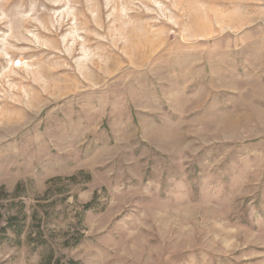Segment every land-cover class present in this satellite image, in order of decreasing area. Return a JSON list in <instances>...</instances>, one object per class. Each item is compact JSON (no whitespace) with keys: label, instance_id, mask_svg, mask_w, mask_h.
<instances>
[{"label":"rangeland","instance_id":"rangeland-1","mask_svg":"<svg viewBox=\"0 0 264 264\" xmlns=\"http://www.w3.org/2000/svg\"><path fill=\"white\" fill-rule=\"evenodd\" d=\"M19 184L47 244L0 264H264V0H0Z\"/></svg>","mask_w":264,"mask_h":264},{"label":"trees","instance_id":"trees-1","mask_svg":"<svg viewBox=\"0 0 264 264\" xmlns=\"http://www.w3.org/2000/svg\"><path fill=\"white\" fill-rule=\"evenodd\" d=\"M23 185L19 184L13 193H9L2 188L0 190V202L9 200L10 208L5 213H0V218L4 221V225L0 224V244L5 242H15L17 245H22L24 242L34 247H41L47 244L43 230V220L47 218L49 213L37 209L29 217L26 213V204L24 201H16L19 193L22 191ZM93 203H87L83 206L84 211L92 208ZM38 208H43L38 205ZM29 218L31 221L29 222ZM36 224V225H35ZM34 225L36 226L35 229ZM31 230V231H30ZM25 240V241H24ZM54 253L51 252L49 264H51ZM55 264H64L60 260H56ZM68 264H78L75 261H69Z\"/></svg>","mask_w":264,"mask_h":264}]
</instances>
